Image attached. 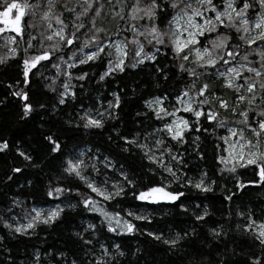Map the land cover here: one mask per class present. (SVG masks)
<instances>
[{"label":"snow or ice","instance_id":"snow-or-ice-1","mask_svg":"<svg viewBox=\"0 0 264 264\" xmlns=\"http://www.w3.org/2000/svg\"><path fill=\"white\" fill-rule=\"evenodd\" d=\"M0 36L11 53L0 57V65L19 55L21 42L26 45L23 86L19 81L8 85L14 89L11 95L22 101L21 120L30 118L38 108H46L32 102L30 90L31 77L44 75L41 69L49 66L55 74L44 78L49 80L47 89L58 97L57 106L79 98L76 89H84L85 84L73 81L88 82L94 75L103 87L109 78L128 68L148 64L167 81L168 72L158 63L161 55L171 54L183 82V88L171 99L158 95L144 101L146 111L137 112V116L142 117L141 124L148 122L145 128L134 134L117 131L115 137L108 136V142H114L119 153L125 154L119 158L96 146L67 151L61 137L51 132L43 134L42 158L17 150L26 163L13 166L7 180L13 181L29 168L43 172L54 163L57 183H49L45 195L61 204L67 201V205L45 208L19 197L0 202V225L13 238L31 237L41 226L51 228L62 221L66 209H80L100 218L99 224L82 222L72 233L75 250L71 253L47 252V264H123L126 253L114 239L122 236L146 235L173 255L184 251L185 244H195L198 225L207 223L211 213L207 207L194 211L201 205L190 209L185 201L192 189L205 198L216 190V181L207 172H199L195 178L188 174L190 161L185 153L206 159L200 148L202 137L221 141L215 145L221 150L216 163L222 166L221 173H229L234 180L224 200L234 204V198H242L249 187H264V0H3ZM93 67L99 71L93 73ZM111 95L113 99L107 104L97 98L92 107L82 106L64 121L63 131L102 132L106 124L120 118L116 110L121 108V96L115 91ZM10 148L8 140H0V153ZM134 159L153 175L159 170L160 183L138 187L124 163ZM129 189L136 201L176 205L195 223L174 235L145 232L134 221L148 217L121 208ZM237 215L242 221L237 230L252 247L246 255L233 248L231 255H245V264H264V209L257 216L255 210L241 207ZM227 236L220 224L209 229L202 244L218 250ZM255 248L259 252L253 251ZM194 252L189 264H229L223 258L226 253L212 260L197 258L211 257V251ZM27 264H46V260L35 252Z\"/></svg>","mask_w":264,"mask_h":264},{"label":"trees","instance_id":"trees-1","mask_svg":"<svg viewBox=\"0 0 264 264\" xmlns=\"http://www.w3.org/2000/svg\"><path fill=\"white\" fill-rule=\"evenodd\" d=\"M2 2L3 0H0V3ZM109 27H112V25H109ZM28 31H32V29H28ZM8 35L10 34H4V36ZM4 36H0V57L7 58L11 56V53L8 52V48L3 46ZM8 47L14 46L8 45ZM25 47L26 45L21 42L18 48L19 55L14 59H7L5 64L0 65V140L6 139L11 145L10 150L0 153V202L10 201L12 197H19L29 204L34 201L38 202L45 208L61 204V201L58 200H48L45 195L46 186L49 183L53 185L57 183L54 163L45 168L43 172L39 169L29 168L24 173L16 175L13 181L7 180V176L12 175L11 168L13 166L26 163L17 155L18 149L31 152L35 158H42L45 155L43 146L46 143L43 140V134L51 132L61 137L67 145V151L96 146L106 155L111 153L119 158L125 154L119 153L114 142H108V136L115 137L117 131L121 134H134L142 130L148 122L141 124L142 117L137 116V112L146 111L144 101L158 95H168L171 99L176 92L183 88V82L178 79L179 73L173 67L171 54L167 57L161 55L158 57V63L168 72L169 80L167 81L156 74L154 67L148 64L138 66L135 69L128 68L124 73L109 78L103 87L96 83L97 77L94 75L92 80L88 82L73 81L74 84H85L84 89L81 90L79 87L76 89L79 98L76 101L70 100L66 105L57 106L58 97L47 89L46 85L49 80L44 78L45 76L53 77L55 74V69L49 66L47 69H41L44 75L37 73L36 76L31 77L30 90L32 102L37 106L43 103L46 108H38L37 112L30 118L21 120L20 105L22 101L11 95L14 89L9 88L8 85H16L19 81L21 82L20 86H23L22 60L25 56ZM86 70L88 69L86 68ZM90 70L93 73L99 71L97 67ZM73 71L78 72L79 69ZM114 91L119 92L121 96V108L116 110L120 117L118 120L110 121L102 132L94 130L92 133L83 131L65 133L63 131L64 121L68 120L82 106L92 107L97 98L107 104L113 99L111 93ZM217 143H221V141L214 140L212 137L207 139L202 137L200 148L206 156L205 160H199L194 155L189 156L185 153L190 161L189 176L195 178L199 175V172H207L209 178L216 181L214 194L209 193L205 198L204 194L197 193L192 189L185 201L190 209H193L195 204L201 205L200 209H194V211H201L202 208L207 207L211 213L207 223L200 222L198 225L199 239L197 242L195 244H185L184 251L173 255L165 250V246L152 241L143 234L115 237L114 239L122 244L126 253L123 264H189V261L195 255L194 249H202L205 253L211 251V257H197L200 259L215 260L220 257V253H226L223 258L228 259L229 264H245V255L252 245L251 241L242 237L237 230V224L242 223L237 212L241 207H245L255 210L257 216H259L261 209H264V187H249L245 190L242 198H234L236 200L234 204L224 200V195L228 192V189L233 187L234 180L229 173L219 171L222 166L217 165L216 157L221 150L215 147ZM189 151L191 152L192 149H189ZM224 155H227V153H224ZM124 163L129 167V171L138 187L160 183L159 170H157V174L153 175L148 168L142 166L139 159L125 160ZM240 171L250 173L248 169ZM44 173H47V175ZM242 179L247 181L249 177H243ZM29 182H31V186H29ZM20 185H24V187H20ZM72 203H76V200L73 199ZM66 205L67 201L61 204L62 207H66ZM120 205L125 210L132 209L137 214L148 217V220L145 221H134L145 232L154 231L163 232L165 236L174 235L180 229L195 223L191 215L182 213L176 205H152L136 201L131 196V189H129V195L120 202ZM82 222L99 224L100 218L81 213L80 209L74 211L66 209L62 221L57 222L51 228L44 226L37 228L36 234L31 237L16 236L13 238L12 234L0 225V264H9L10 261L13 264H21V261H25V264H27V261L31 260L35 252H40L47 264V252L65 251L71 253L75 250L72 233L79 230ZM220 224L224 225V230L228 233V236L219 245L218 250L215 246L213 249H209L202 244V241L207 238L210 228L219 227ZM233 248L242 250L245 255L232 256ZM137 249H140V251L137 252ZM253 251L259 252V249L255 248Z\"/></svg>","mask_w":264,"mask_h":264},{"label":"rangeland","instance_id":"rangeland-1","mask_svg":"<svg viewBox=\"0 0 264 264\" xmlns=\"http://www.w3.org/2000/svg\"><path fill=\"white\" fill-rule=\"evenodd\" d=\"M47 208H54V207H47Z\"/></svg>","mask_w":264,"mask_h":264}]
</instances>
